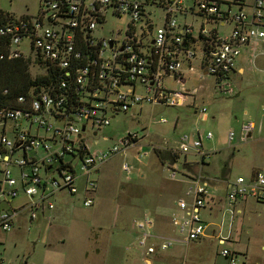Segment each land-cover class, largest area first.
I'll list each match as a JSON object with an SVG mask.
<instances>
[{
  "label": "built area",
  "instance_id": "2783aa9c",
  "mask_svg": "<svg viewBox=\"0 0 264 264\" xmlns=\"http://www.w3.org/2000/svg\"><path fill=\"white\" fill-rule=\"evenodd\" d=\"M159 8L164 10L161 23ZM110 15L128 20L123 39L95 35L99 26L105 29ZM258 44L264 45V0H40L36 12L19 16L0 6V59H31L40 69L36 74L50 78L12 98L10 86L0 85V229L12 230L21 215L31 222L52 212L59 192L91 207L101 166L118 153L126 156L147 133L127 131L105 149L90 147L88 136H97L133 105L184 106L191 93L181 67L190 69L198 52L202 76L214 77L216 92L233 95L232 75L243 47L255 50ZM196 112L202 120L208 118L207 106H195ZM253 129V122L244 123L240 139L246 141ZM213 138L211 130L202 133L194 127L193 135L181 134L175 147L167 146L168 139L161 143L160 149L179 154L166 162L170 177L193 161H184L190 154L199 163L208 159L210 150L203 143ZM228 141L230 146L236 143L233 130ZM146 155L139 151L135 159L143 163ZM121 168L130 174L134 165L125 160ZM187 178L192 184L178 198L170 221L178 236L157 235L149 213L136 220L145 257L206 236L208 224L201 211L212 197L209 185L215 180L201 169ZM225 194L224 212L232 222L239 200L264 205V172L227 180ZM228 238H217L220 255L227 264H240L242 253L226 246ZM0 264L7 262L0 258Z\"/></svg>",
  "mask_w": 264,
  "mask_h": 264
},
{
  "label": "rangeland",
  "instance_id": "374dc122",
  "mask_svg": "<svg viewBox=\"0 0 264 264\" xmlns=\"http://www.w3.org/2000/svg\"><path fill=\"white\" fill-rule=\"evenodd\" d=\"M39 3L40 0H0V6L14 12L15 16L36 12ZM151 8L148 6L147 10ZM163 17L164 10L159 8V23L163 22ZM183 18L181 15L177 17L179 21ZM187 20L192 21L193 18L188 17ZM127 27V19L110 15L105 29L99 26L95 35L123 39ZM201 61L198 52L190 69L184 65L181 67L191 93L185 97L184 106H152L148 103L133 105L127 113L115 116L111 125L103 127L97 136H88L90 147L105 149L127 131H136L139 135L147 133L143 141L128 149L126 156L118 153L101 166L100 172L95 175L98 187L95 203L91 207L83 206L79 197L57 193L52 217L45 219L43 215L30 222L27 215H21L12 230L0 229V257L17 259L23 261L22 264L26 261L27 264H41L45 260L49 263L46 257L64 263L66 257L75 259L76 255L82 256L84 250H89L96 252L97 264H146L143 250L137 241L139 232L136 220L149 213L155 219V233H163L164 226L161 223L170 221L167 214L191 186L192 181L187 177L196 172V168L186 163L184 167L180 166L176 177L171 178V169L161 156L166 151L160 149L161 143L168 139L167 146L175 147L181 134L193 135L194 127H198L202 133L207 130L214 133L212 140L203 143L206 150L211 149L209 162L201 164L203 173L212 180L218 179L210 183L211 190H214L213 184H216L218 194L224 193L225 181L221 180L222 177L230 181L239 174L248 176L257 170L264 172V45L258 44L255 50L243 47L236 71L232 75L234 96L216 92L214 77L202 76ZM241 65L244 68L242 74L237 71ZM38 71V67L31 69L33 76ZM169 84L176 85L172 80ZM137 91L141 93L143 88L138 86ZM194 106H207L208 118L202 120L199 112L195 113ZM133 113H136V117ZM162 118L166 121L160 122ZM250 122L255 124V129L246 141L241 140L240 129L244 123ZM229 130L236 133V143L232 147L228 141ZM86 135L83 133V137ZM152 145L160 146L153 150ZM214 148L220 151L215 153ZM139 151L148 152L142 158L143 163L135 159ZM188 159L196 160L197 156L190 154L184 161ZM125 160L134 165L130 174L121 168ZM202 216L208 217L206 213ZM220 222L221 218H213L211 229L217 230ZM222 228L225 234L231 232L227 247L245 252L248 264H264V205L249 200L244 212H235L230 230L228 219L223 222ZM196 243L174 245L166 253H156L154 264L177 263L175 257L169 255L171 253L198 263L204 261L202 264H225L216 240L205 239ZM47 248L44 258V249ZM148 262L152 264L150 259Z\"/></svg>",
  "mask_w": 264,
  "mask_h": 264
},
{
  "label": "crops",
  "instance_id": "0c3cea01",
  "mask_svg": "<svg viewBox=\"0 0 264 264\" xmlns=\"http://www.w3.org/2000/svg\"><path fill=\"white\" fill-rule=\"evenodd\" d=\"M239 73H244V68L242 67V65L241 66H239V68H238V70H237ZM252 135V134H251ZM251 135H249V136H251ZM232 147V146H231ZM209 150H211V149H209ZM213 151H215V153L217 152V151H220V149H216V148H214L213 149ZM209 159L210 158H208V159H205V161H203L202 163H208L209 162ZM199 160V158H197L196 160H193L191 163H188V165H191V167L192 168H196L195 170H198V169H201V164L202 163H199V162H197ZM186 164V163H185ZM184 164V165H185ZM184 165L182 166V167H184ZM223 174V173H222ZM251 174V173H250ZM249 174V175H250ZM223 176V175H222ZM222 181H225V191H226V188H227V178L225 177V178H223L222 177V179H221ZM216 181H218V179L216 178V180L214 181V183L216 182ZM213 186H215V187H217L216 186V184H214ZM225 191H224V193L223 194H218V192H219V190H218V188H216V189H214V190H211V194H212V197L210 198V200H209V202H208V205L204 208V209H202V211H201V213L202 214H204V216H205V213H206V215L208 216V217H203L204 219H205V221H206V223L208 224V229H207V234H206V236H204V237H202L201 239H199V240H197V241H191L190 243H188V244H185V245H190L191 243L192 244H197L196 242H201V241H204L205 239H211V240H216L217 241V238L219 237V236H222V235H227V237H229L230 238V234H231V232L230 231H228V233L227 234H225V230L222 228V225H223V222L224 221H226L227 219H228V227H229V230H230V227H231V224H232V222L234 221V217H233V221L231 222V220H230V218H229V215L226 213V212H224V209L226 208V207H228V205H227V201H226V194H225ZM178 200V199H177ZM249 200H253V199H247V200H239L236 204H235V206L233 207V209H234V211L236 212V213H242V212H244L245 211V207H247V203H248V201ZM255 201V200H254ZM256 202H258V201H256ZM260 204V203H259ZM176 205H177V201L175 202V205H173V208L170 210V212L167 214V217H169L170 218V221H171V215H172V213L174 212V211H176L177 210V207H176ZM54 211H55V209L52 211V212H48L45 216H44V218L45 219H47V218H49V217H52L53 216V214H54ZM223 213H225V216L223 215ZM234 216H235V214H234ZM218 218V219H220L221 218V222H220V225L218 226V229L216 230V229H211V226H213V218ZM211 218V219H210ZM170 221L168 222L167 220L165 221V223H161V224H163V226H164V231H163V233H159V234H157V235H164V237H175V236H178V234H177V232H176V229L173 227V226H171V224H170ZM211 225V226H210ZM155 227H156V223H155ZM155 232V231H154ZM229 238L227 239V241H226V244H227V242L229 241ZM64 239H62V241H63ZM218 243V242H217ZM0 245H1V242H0ZM176 246L177 245H179V246H181V245H184V244H181V243H179V242H177L176 244H175ZM219 245V244H218ZM227 246V245H226ZM34 248H36V247H34ZM49 248H47V249H44V258L46 257V251L48 250ZM235 250V249H234ZM164 252V251H163ZM163 252H159V253H157V254H161V253H163ZM164 253H166V252H164ZM241 255H240V258H241V261H240V264H248L247 263V260H245V252H242L241 251ZM95 255H96V252H94V251H89V250H84V252H83V254H82V256H80V254H78V255H76L75 256V259H73V258H70V256H68V257H66V259H65V262L64 263H57V262H59L57 259H54V258H50V257H46V259L48 260V262L49 263H46V260L43 262V263H41V264H97L96 262H95ZM169 255H171L172 257H175V261H177V263H175V264H179V263H185V264H189V263H191V264H202L204 261H201V262H196L195 260H193V259H185V258H183V257H178V256H175V253H171V254H169ZM97 256V255H96ZM155 256V255H154ZM154 256L152 257V258H148V257H145V256H143V260L146 262V264H148L149 262H148V259H150L151 260V263L152 264H154V261H153V259H154ZM1 259H3L5 262H7V264H22L23 263V261H18L17 259H5L3 256L2 257H0ZM225 259V258H224ZM6 260H8V261H6ZM198 260H200V258L198 259ZM174 262V261H173ZM172 262V263H173ZM28 262L26 261L24 264H27ZM205 264V263H204ZM225 264H227V261H226V259H225Z\"/></svg>",
  "mask_w": 264,
  "mask_h": 264
},
{
  "label": "trees",
  "instance_id": "16d2710c",
  "mask_svg": "<svg viewBox=\"0 0 264 264\" xmlns=\"http://www.w3.org/2000/svg\"><path fill=\"white\" fill-rule=\"evenodd\" d=\"M33 66L31 59L28 58L15 60L0 59V85L10 86L12 90L11 98L13 96L12 94L28 92L32 88V85L45 83L50 79L48 77L49 75L43 73L33 76L31 72ZM193 108L195 111V106ZM164 152L165 154H162L161 156L164 157L162 159L165 163L168 161L173 162L179 157V154H172L170 151Z\"/></svg>",
  "mask_w": 264,
  "mask_h": 264
},
{
  "label": "water",
  "instance_id": "95a60500",
  "mask_svg": "<svg viewBox=\"0 0 264 264\" xmlns=\"http://www.w3.org/2000/svg\"><path fill=\"white\" fill-rule=\"evenodd\" d=\"M82 129H83V127H82ZM96 134V132H94V135Z\"/></svg>",
  "mask_w": 264,
  "mask_h": 264
}]
</instances>
